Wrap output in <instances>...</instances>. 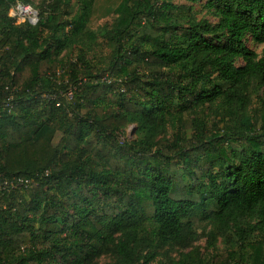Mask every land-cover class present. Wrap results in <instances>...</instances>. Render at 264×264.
Returning <instances> with one entry per match:
<instances>
[{
  "label": "trees",
  "instance_id": "1",
  "mask_svg": "<svg viewBox=\"0 0 264 264\" xmlns=\"http://www.w3.org/2000/svg\"><path fill=\"white\" fill-rule=\"evenodd\" d=\"M17 1L33 5L0 0V264H151L199 239L195 217L229 252L167 264H264V53L247 46L264 0H204L215 23L191 17L202 0H119L94 74L86 6L63 20L70 0H41L29 27Z\"/></svg>",
  "mask_w": 264,
  "mask_h": 264
},
{
  "label": "rangeland",
  "instance_id": "2",
  "mask_svg": "<svg viewBox=\"0 0 264 264\" xmlns=\"http://www.w3.org/2000/svg\"><path fill=\"white\" fill-rule=\"evenodd\" d=\"M40 1L41 0H30V2L37 8L40 5ZM173 2L175 4H178L181 2V0H173ZM203 2L204 0H202L201 3L193 6L191 17L195 21L205 20L210 23H215V18L209 11H207V9L203 7ZM118 3L119 0H70L66 7H60L59 9V13L62 19L65 20L68 17L66 12H69L71 16L80 15L81 13H83L82 7L86 6V9H84V14L86 15L85 26L87 32L96 35L94 41L91 40L93 42H89V44L92 43L90 46H92L93 52L87 55V60L89 62L88 64L90 66L89 72H91L92 74L96 72L97 67L104 64V49L98 46L99 42L101 41V37L99 36V34L105 30L111 29L115 21L113 10L118 5ZM247 46L253 49L258 55H262L264 53V44L254 45L249 37L247 38ZM94 49H96V51ZM75 54L76 51L71 52L70 50H65L64 52H62L61 56L63 57V60L67 61L74 59ZM235 64L239 66L242 64V62L240 60H237ZM261 97L262 96L253 97L252 104L249 107L250 111L259 106ZM250 111L248 113H250ZM196 113V116H198V118H206V120L209 122H218L220 117L218 114L216 116V114L214 112L212 113L211 111L208 115L205 116L201 112ZM216 124V128H219L221 126V123L219 122ZM124 137H127V139L129 140L136 138V136L133 137L132 135L131 127L127 128ZM160 137L162 136H159V138ZM193 224L195 231L200 235L197 241L187 245L184 249H180L178 247H165L164 249L160 250V252H162L163 255H166L172 260H177L180 253H187L189 251H197L200 255L207 258L211 256H222L226 251L229 250V248H226L219 239L216 240L213 246L208 245L207 237L204 235L203 231L205 222L202 221L199 217L193 218ZM232 249L233 253H235L234 257L236 260H238L242 254H245V249H239L238 245H234ZM166 256L158 257L151 264H167L168 259L166 258ZM112 260L113 258L111 254L105 252L104 254L100 255V257L96 258L92 264H105L111 262Z\"/></svg>",
  "mask_w": 264,
  "mask_h": 264
},
{
  "label": "built area",
  "instance_id": "3",
  "mask_svg": "<svg viewBox=\"0 0 264 264\" xmlns=\"http://www.w3.org/2000/svg\"><path fill=\"white\" fill-rule=\"evenodd\" d=\"M8 17L11 18L17 25H27L29 27H35L41 20L42 14L40 10L31 4H25L22 2H15L12 4L7 13ZM67 99H70L72 92H68L66 95ZM27 181L18 180V186L25 187Z\"/></svg>",
  "mask_w": 264,
  "mask_h": 264
}]
</instances>
